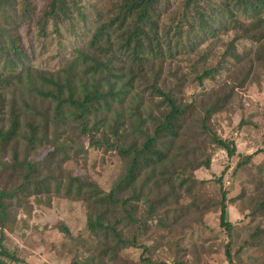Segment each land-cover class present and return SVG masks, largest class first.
<instances>
[{"label":"trees","instance_id":"1","mask_svg":"<svg viewBox=\"0 0 264 264\" xmlns=\"http://www.w3.org/2000/svg\"><path fill=\"white\" fill-rule=\"evenodd\" d=\"M83 1L44 0L36 11L31 0H0V82L8 88V98L0 99V264L18 262L2 246L4 231H12L18 224L14 211L23 210L30 216L29 200L34 197L38 205L39 197H47L49 206L50 196L85 205L82 233L74 238L64 224L57 229L72 246L90 252L96 264H128L124 259L129 249L140 251L134 264H166L154 260L153 247L142 240L147 239L152 223L169 234L182 223L180 191L193 197L191 207L197 209V219L211 209L218 213L219 227L228 239L225 255L229 264H238L243 255L264 264V223L241 233L226 219L228 205L235 199L223 188L224 172L212 182V197L201 190L207 182L193 177L201 167L210 169L211 157L201 153L200 136L227 158L236 156L234 141L223 140L211 128L213 117L227 109L234 91L226 88L213 96L214 92H205L203 82L219 75L227 59L237 67L234 73L240 87L251 75V64L264 70V0H174V9L173 0H105V14L94 9L97 20L87 10L92 3ZM24 29L33 33L42 48L49 43L48 37H60L64 30L76 44L72 57L54 71L28 66L33 46L22 40L20 31ZM229 33L234 37L221 62L198 76V86L204 91L201 112L195 103L181 106L176 97L181 84L167 92L156 87L163 60H157L160 69L154 71L153 62L143 60V55L163 58V51L191 49L198 40ZM116 34L133 60L143 61L141 68L152 71L154 82L148 90L161 98L156 117L141 111L142 98L129 108L134 96L125 79L132 75L131 68L124 74L104 63L110 38ZM255 38L257 49L248 54L251 64L241 66L243 57L236 45ZM14 78L20 80L17 86L11 81ZM127 109L129 120L124 115ZM65 135L87 136L89 147L117 155L122 166L108 191L94 181L53 171L50 165L55 151L44 161L28 159L42 146L54 147ZM257 153L239 158L234 173L248 168ZM197 185L202 197L195 191ZM242 198L244 194L237 199ZM247 201L248 205L254 202L249 217L263 219L264 195ZM129 228L134 231L127 236ZM240 235L244 237L235 250ZM172 242V264H185L183 250L177 241Z\"/></svg>","mask_w":264,"mask_h":264},{"label":"rangeland","instance_id":"2","mask_svg":"<svg viewBox=\"0 0 264 264\" xmlns=\"http://www.w3.org/2000/svg\"><path fill=\"white\" fill-rule=\"evenodd\" d=\"M31 2L36 7V11L40 10L44 4V0H31ZM86 2L92 3L91 6L87 5L88 9L87 7L86 9L94 20L98 19L94 9L105 14V0H85L83 4ZM171 4L174 9L176 2L173 0ZM18 5L21 7L20 4ZM20 32L22 40L27 45L33 46V55L30 57L28 66L39 70H57L65 59L72 57L76 47L73 38L64 30H61L60 37H55L54 34L51 38L48 37L49 43L45 48L37 46L35 42L38 40H35L31 31L24 29ZM233 37V33H229L213 39H202L194 42L191 49L174 47L169 52L163 51V58L162 56L158 58L156 55L147 57L143 55L142 58L148 63L153 62L154 71L160 69L157 60L162 59L163 67L156 87L167 92L181 84L180 94L176 96L180 99L181 106L195 103L201 112L204 91L198 86V76L203 71L218 66L225 47ZM256 40V38L242 40L237 43V53L243 57L241 66L251 64L247 62L248 54L254 53L257 49ZM142 62L133 60L117 34L111 36L104 63L109 69L122 71L124 74H127L131 68L132 75L125 79L132 85L130 95L134 96L132 107L129 108L133 109L137 99L142 98L141 111L156 117L158 116L156 108L161 98L156 92L148 90L154 78L151 70L141 68L145 64ZM234 64L227 59L223 65L224 70L213 80L206 79L203 84L206 88L205 92H214L213 96H217L226 88L234 91L227 109L213 117L211 128L223 140L234 141L237 149L236 156L233 159L227 158L224 151L206 141L204 143L203 137L200 136L203 143H199V146L203 148L201 153L205 152L204 156L211 157L210 169L201 167L193 172V177L198 182H207L201 190L205 189V192L212 197L214 191L212 182L224 172L223 188L229 192L230 199H235L234 203L228 205L226 219L237 226V231L244 233L245 228H253L258 223H264V218L249 217L253 210L251 204H254L251 200L264 195V151H262L264 149V70L256 63L251 64V75L240 87L237 85L238 76L236 77L234 73L237 67ZM143 76L145 79L142 78ZM11 81L14 86H17L16 83L20 80L14 78ZM7 91L8 88L0 82V99L8 98ZM129 113L130 110L127 109L124 114L127 120H129L127 118ZM89 125L92 126V122ZM88 139L89 137L83 135L79 138L65 135L54 147L42 146L34 154H30L28 159L44 161L50 152L55 151L52 165H50L53 171H59L63 177L72 176L94 181L103 190L108 191L118 177L122 166L121 161L112 151L105 152L102 149L89 147ZM256 153L248 168L234 173L239 158ZM206 157L201 156L200 159L205 160ZM257 170L261 174H258ZM199 188L200 186L197 185L195 191L202 197L201 190L198 191ZM180 193L179 212L182 223L171 234L157 229L152 223L147 239L142 240L145 246L153 247V259L172 264L170 247L172 241H177V247L183 250L185 264H229L225 255L228 239L219 227L218 213L211 209L197 219V209L191 207L193 197L185 195L182 191ZM241 194H244V198L237 199ZM50 198L49 206L47 197H39L38 205L34 202L35 198H31L29 200L32 206L30 216H27L23 210L14 211L18 224L12 231H4L2 246L15 256L18 262L8 261L7 264H96L89 257L90 252L84 251L83 247L72 246L57 229L59 224H64L74 238L82 233L86 224L85 205L67 200L62 196H50ZM247 200H250V205ZM133 231V228H129L125 233L130 236ZM243 237L244 235L239 236L235 250L241 244L239 240ZM261 251L264 253V242L261 245ZM139 255V250L129 249L126 251L127 258L124 260L128 264H134L139 261ZM239 255L236 254V257ZM258 255L262 256L260 252ZM258 255H255L256 258ZM235 261L237 262V259ZM238 264L258 263L247 260L243 255Z\"/></svg>","mask_w":264,"mask_h":264}]
</instances>
